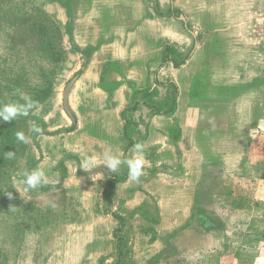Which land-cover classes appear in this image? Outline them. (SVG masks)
I'll list each match as a JSON object with an SVG mask.
<instances>
[{"label": "rangeland", "instance_id": "obj_1", "mask_svg": "<svg viewBox=\"0 0 264 264\" xmlns=\"http://www.w3.org/2000/svg\"><path fill=\"white\" fill-rule=\"evenodd\" d=\"M86 2H35L59 23L62 45L71 49L68 60L63 65L49 66L42 60L35 74L29 77L38 84L45 81L51 83L53 94L51 92V97L45 104L36 108L33 120L28 121L31 126L35 122L43 129L42 135L36 133L34 141L29 140L30 155H25L23 160L16 162L11 170L12 178H0V191L11 192L22 200V205L17 207L20 210L18 214L0 212L1 259L5 258V264H264V82L255 81L258 76L264 78V64L253 62L252 58V61L246 60L247 66H244L241 75L250 79L246 83L249 86H238L241 88L237 94L242 96L228 100L227 107L222 106L224 115H232L233 126L228 128L226 136H221L226 138L222 139L228 141V144L220 145L217 140L215 146L220 153L228 149V163H223L218 152V161L206 168L207 173L203 174L200 181V192L197 195L199 209L204 207L207 214L215 215L224 225V229L206 231L196 221H192L190 228H193V233H208L218 244L216 252L207 259L195 260V241L192 240V247L188 246L182 229L169 232L161 228L159 211L153 202L152 205L138 202L136 207L126 206L124 200L127 192L122 190L123 196L118 198L114 191L115 182L119 180L118 175H114L118 173H110L112 176L98 173L101 169L88 157L92 155L90 152L67 153L55 159L50 153L40 151L38 142L43 136L54 134L55 132H50L51 129L59 124L61 126L56 133L67 129L63 119L69 123L70 117L63 109L61 93L72 77H78L86 71L91 54L97 53L96 49L80 48L86 36L96 41L100 35V31H97L99 21L83 17ZM162 3L163 15L159 17L162 23L154 22L150 25V29L155 31L151 39L152 49L157 41L165 42L166 36L157 33L161 29L163 35H168V44L162 45V49L167 47L164 52L168 54L163 55L178 64L189 56L194 44H213L216 27L211 25L212 21L209 25L206 21L202 28L200 21L195 22V13L200 12V6L196 9L192 8L193 4L186 6L189 10L186 13L194 14H190V20L183 24L179 19L182 12L173 7L172 13L169 0H162ZM223 3H226L225 0ZM147 9L154 10L150 1L137 6L139 13L135 14V19L139 20L138 17ZM154 13L156 14L155 10ZM164 16L167 18H163ZM120 19L131 25L129 19ZM191 31L196 33L194 38L189 33ZM137 36H132L130 41L137 42L144 38ZM262 38L264 37L260 34L250 35L249 43L251 45ZM95 46L97 43L94 42L93 47ZM238 46L243 47L244 43H239ZM161 50L155 51L156 55ZM153 70L154 67L152 73ZM202 70L207 73V77L214 73L212 68ZM222 72L228 73V69L224 67ZM233 72L237 73L238 70ZM0 95L3 101L8 91H1ZM183 99L182 104L190 101L185 95ZM216 100L206 99L205 103L210 107H217L219 104ZM175 104L176 89L170 85L168 107H174ZM256 107L260 111L259 117L262 118L255 119L256 115L253 113L247 114ZM232 108L233 114L230 110ZM129 116L132 119V115ZM241 124L246 127L243 128ZM236 127L237 129H233ZM27 129L26 125L18 127V131L23 133ZM238 140L244 143L235 144ZM16 157H13L14 160ZM34 161L35 166H31ZM34 167L45 171L47 182L43 186L25 191L23 173L30 172ZM86 187L93 191L91 199L89 195L84 196L82 193ZM27 204L30 209L24 212L22 207L28 208ZM88 204L91 208H88ZM114 213L124 216L123 223L113 216ZM90 218L94 222L90 220L88 224L86 221ZM119 228L122 229L121 232L116 233ZM12 234L20 235L15 244L10 238ZM188 247L193 249V256H189Z\"/></svg>", "mask_w": 264, "mask_h": 264}, {"label": "crops", "instance_id": "obj_2", "mask_svg": "<svg viewBox=\"0 0 264 264\" xmlns=\"http://www.w3.org/2000/svg\"><path fill=\"white\" fill-rule=\"evenodd\" d=\"M33 1L43 3L46 0ZM58 1L67 4L74 0ZM85 1L87 7L83 9V17L99 21L97 31L100 35L96 41L86 36L80 48L96 49L97 53L91 54L86 71L76 78L69 92L72 117L69 123L63 119L67 129L56 133L61 124L51 129L54 134L39 140L40 151L50 153L55 159L67 153L90 152L93 156L88 157L101 169L98 173L112 176L113 172L104 166V152L111 150L122 160L132 159L136 155L135 145L142 144L143 174L138 181H133L128 166L122 164L114 175L119 178L114 190L117 197L122 198L121 191H126L124 203L128 207H136L138 202L151 205L153 202L159 211L161 228L169 232L182 229L188 246L192 247V240L195 241V260L207 259L216 252L218 244L208 233H193L190 228L192 209L206 168L218 161L217 140L220 145L228 144L224 136L233 126L232 115H224L222 110L227 107L228 100L242 96L237 94L238 89L249 86L246 83L250 79L241 75L247 66L246 60L264 64V38L258 43H249L250 35L264 37V0H225V4L224 0H169L172 13L173 7L182 12L179 19L183 24L190 20L191 13H186L189 11L186 6L193 4V9L201 8L195 13V22L202 23L200 28L206 21L208 25L212 21L211 25L216 27L213 44H194L189 56L180 64L163 55L168 54L164 52L166 46L162 49L164 43L168 44V35H163L162 29L156 32L166 36L165 42L157 41L152 49L155 31L150 25L162 23V0H149L156 14L147 9L139 20L135 19L137 6L149 3L148 0ZM120 18L129 19L131 25ZM189 33L195 37L196 33ZM137 35L144 38L130 41ZM94 42L97 43L95 47ZM239 43L244 46L239 47ZM158 50L161 52L156 55ZM224 67L228 73L222 72ZM207 68L214 70L209 77L202 70ZM255 81L263 83L264 78L258 76ZM170 85L176 89L174 107H168ZM184 95L190 99L189 103L182 104ZM213 98L219 106L210 107L205 103L206 99ZM230 110L233 114L234 109ZM249 113L256 115L255 119L262 118L257 107ZM128 115H132V119ZM236 143L244 142L238 140ZM228 154L227 148L220 153L223 163H228ZM82 193L90 199L94 195L90 187L84 188ZM88 208H91L89 204ZM90 220L93 221L90 218L86 222L89 224ZM191 247H188L189 256H193Z\"/></svg>", "mask_w": 264, "mask_h": 264}, {"label": "trees", "instance_id": "obj_3", "mask_svg": "<svg viewBox=\"0 0 264 264\" xmlns=\"http://www.w3.org/2000/svg\"><path fill=\"white\" fill-rule=\"evenodd\" d=\"M0 39V92L8 91L3 101L0 95V105L24 104V92L37 102L27 115H19L10 122L0 121V178L4 177L8 180L12 178L11 170L16 162L23 160L25 155L28 157L31 152L30 144L17 139L18 127L26 125L28 129L24 134L31 138L30 141H34L36 133L30 131L32 126L28 121L33 120L36 108L45 104L51 97V92L53 94L51 83L45 81L38 84L35 79L29 77L35 74L42 60L49 66L63 65L68 60V52L71 48L62 45V30L59 23L33 0H0ZM9 151L15 153L16 160L7 158ZM35 163L36 161L31 166H35ZM3 192L0 191V212L18 214L20 210L17 207L22 205L20 197L12 195L10 199L4 195L6 192ZM198 203L196 200L192 209V220L206 231L224 229L223 223L215 215L207 214L204 207L199 209ZM26 206L28 208L22 207L24 212L30 209L28 204ZM113 215L123 222V217L115 213ZM121 230L119 228L115 232ZM19 237L18 234H12L10 236L12 243L15 244ZM0 264H5V258L1 259V253Z\"/></svg>", "mask_w": 264, "mask_h": 264}, {"label": "clouds", "instance_id": "obj_4", "mask_svg": "<svg viewBox=\"0 0 264 264\" xmlns=\"http://www.w3.org/2000/svg\"><path fill=\"white\" fill-rule=\"evenodd\" d=\"M25 103H6L0 105V121L10 122L16 119L19 115H27L29 110L37 105L36 101H33L31 97L25 95L23 97ZM32 132L43 134V129L33 122ZM16 137L23 143H28L30 137L26 136L23 132H17ZM136 155L132 159L122 160L120 156L113 154L111 150H106L103 154L104 166L110 172L116 173L122 164H126L129 168V176L131 180L138 181L139 177L143 174L144 156L142 144L135 145ZM15 156V153L9 151L7 158L11 159ZM47 182V176L43 169H33L30 172L26 171L23 173L22 183L25 186V191L29 189H35L36 187L45 184ZM6 195L11 199L12 193L6 192ZM54 206V205H53Z\"/></svg>", "mask_w": 264, "mask_h": 264}, {"label": "water", "instance_id": "obj_5", "mask_svg": "<svg viewBox=\"0 0 264 264\" xmlns=\"http://www.w3.org/2000/svg\"><path fill=\"white\" fill-rule=\"evenodd\" d=\"M77 76L75 75L74 77H72L65 85L62 93H61V96H62V105H63V109L64 111L66 112V114L69 116V117H72L71 113H70V109L68 107V95H69V92L71 90V87L72 85L74 84L75 80H76Z\"/></svg>", "mask_w": 264, "mask_h": 264}]
</instances>
